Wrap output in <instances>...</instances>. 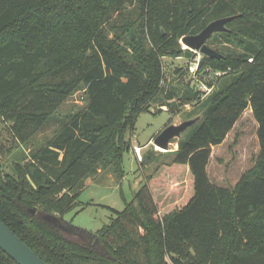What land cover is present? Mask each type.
I'll return each mask as SVG.
<instances>
[{
    "label": "trees",
    "instance_id": "16d2710c",
    "mask_svg": "<svg viewBox=\"0 0 264 264\" xmlns=\"http://www.w3.org/2000/svg\"><path fill=\"white\" fill-rule=\"evenodd\" d=\"M226 16H235L227 31L207 41L221 35L235 49L202 56L198 81L212 91L182 95L202 115L188 112L199 120L165 151L169 171L188 170L185 193L160 208L146 181L122 210L109 208L108 224L82 241L67 237L63 216L85 180L101 170L123 178L141 111L159 101L173 112L174 90L159 98L163 58L191 55L180 38ZM205 68L222 74L208 80ZM78 90L85 106L57 118ZM247 108L255 164L232 188L217 185L206 170L211 147ZM54 119L52 135L25 152ZM0 121L10 135L0 148L12 158L10 171L0 162V220L46 263L264 264V0H0ZM0 264L17 263L0 249Z\"/></svg>",
    "mask_w": 264,
    "mask_h": 264
},
{
    "label": "rangeland",
    "instance_id": "374dc122",
    "mask_svg": "<svg viewBox=\"0 0 264 264\" xmlns=\"http://www.w3.org/2000/svg\"><path fill=\"white\" fill-rule=\"evenodd\" d=\"M215 36L207 41L210 47L223 52L235 49L232 44L225 42L221 35ZM181 48L185 49L186 47L181 44ZM190 51L191 55H166L163 58L165 81L163 82L164 91L159 98L160 101L166 100L165 94L174 90L175 96L169 100L175 106L172 107L173 112L170 113L166 110L167 106H161L159 101L151 102L149 109L141 111L135 121L134 128L127 133V137L131 140V148L123 155L122 166L125 172L123 178L120 180L115 178L108 170H101L94 176L88 177L93 182L85 181V186L78 197L77 206L63 216L64 222L70 224L68 229L67 227L63 229L67 237L82 241L89 233H94L103 225L108 224L110 217L113 216L109 208L122 210L125 207V202L132 199L133 193L145 182V179L152 187L154 195L157 196L155 197L158 204L159 201L161 203L174 202L185 193L187 181L179 183L184 178L185 172L169 171L167 163L172 159L173 154L155 148L152 140L156 136L155 133L160 132L170 120L171 123L177 124L186 118L188 112L194 110L199 111L202 115V111L193 107V104H182V95L189 90H192V93H199L200 99L205 98L212 91L198 81L199 76L194 70L196 58L200 56L201 59L203 55ZM85 104L83 91L78 90L66 99L55 116L58 118L67 113H75ZM159 107L162 108L161 111L157 109ZM57 123V119L51 120L34 136L31 145L26 146L25 152H28V148L33 145H42L46 137L52 135ZM191 126L185 129L181 135L184 136ZM7 128L8 124L0 121V145L3 143L4 147L10 144ZM256 132L257 123L251 109L247 108L226 134L225 139L220 144L211 147V155L206 166L211 182L232 188L241 175L254 166L259 153ZM148 139H151L149 144H147ZM176 139H172L169 145L170 150L177 148ZM134 146L141 147L140 158H136ZM145 156H151V158L143 163L142 160ZM11 159L10 153L7 154L4 149L0 151V162L5 171H10ZM178 176H180L178 183L171 180L172 177ZM71 226L77 229H71Z\"/></svg>",
    "mask_w": 264,
    "mask_h": 264
},
{
    "label": "water",
    "instance_id": "95a60500",
    "mask_svg": "<svg viewBox=\"0 0 264 264\" xmlns=\"http://www.w3.org/2000/svg\"><path fill=\"white\" fill-rule=\"evenodd\" d=\"M235 16L217 18L209 22L196 34H187L180 38V43L186 48L196 51L210 58H220L217 50L210 47L206 41L215 32L227 31L225 24ZM199 116L182 120L175 124L170 123L162 128L152 140V144L162 151H169L172 139L179 138L181 133L199 120ZM51 221L52 216H44ZM65 227H63L64 229ZM0 249L10 256L17 264H48L30 249L5 223L0 220Z\"/></svg>",
    "mask_w": 264,
    "mask_h": 264
},
{
    "label": "built area",
    "instance_id": "2783aa9c",
    "mask_svg": "<svg viewBox=\"0 0 264 264\" xmlns=\"http://www.w3.org/2000/svg\"><path fill=\"white\" fill-rule=\"evenodd\" d=\"M194 52H196V51H194ZM196 53H198V52H196ZM249 60H251V58ZM199 62H200V56L198 58H196V60H195V64H194L195 72H197V69H198V66H199ZM204 71L208 73L207 74V79L208 80H214L216 77H218V76H220L222 74V72L219 71V70L211 71V70H209V68H205ZM203 85H204L205 88H208L211 91L212 87H209L207 84H203ZM155 148H157V147H155ZM133 150H134V154H135L136 158H140L141 157V147L134 146Z\"/></svg>",
    "mask_w": 264,
    "mask_h": 264
},
{
    "label": "crops",
    "instance_id": "0c3cea01",
    "mask_svg": "<svg viewBox=\"0 0 264 264\" xmlns=\"http://www.w3.org/2000/svg\"><path fill=\"white\" fill-rule=\"evenodd\" d=\"M155 134H157V133H155ZM155 136V135H154ZM152 138V137H151ZM151 139H148V141H147V144H149V143H151V141H150ZM146 144V147H148V145ZM147 159L146 158H143V160H142V162L144 163L145 161H146ZM167 167H168V165H167ZM183 172H185V174H184V178H182L181 179V182H179L180 181V179H178L180 176H178V177H172L171 178V180L172 181H174V182H176V183H182V182H184L185 180H186V178H187V174H188V170L186 169V170H184ZM179 180V181H178ZM86 182H88V183H90V182H93L90 178H87L86 180H85ZM145 182H146V180H145ZM138 184H139V181H138ZM151 190H152V187H151ZM152 192H153V190H152ZM162 192V191H161ZM153 195H154V193H153ZM156 195H154V197H155ZM157 197V196H156ZM155 197V198H156ZM165 196L163 195V198H164ZM158 202V201H157ZM168 203H170V202H160L159 201V204H160V208H163L165 205H167Z\"/></svg>",
    "mask_w": 264,
    "mask_h": 264
}]
</instances>
